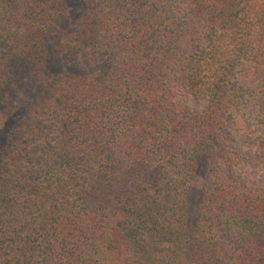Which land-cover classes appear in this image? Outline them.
Listing matches in <instances>:
<instances>
[{
  "label": "trees",
  "instance_id": "1",
  "mask_svg": "<svg viewBox=\"0 0 264 264\" xmlns=\"http://www.w3.org/2000/svg\"><path fill=\"white\" fill-rule=\"evenodd\" d=\"M0 264H264V0H0Z\"/></svg>",
  "mask_w": 264,
  "mask_h": 264
}]
</instances>
